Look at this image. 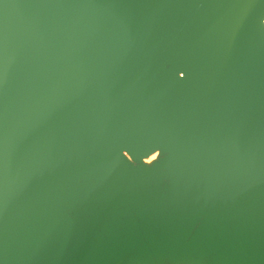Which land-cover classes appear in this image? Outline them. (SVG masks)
<instances>
[{
    "label": "water",
    "instance_id": "1",
    "mask_svg": "<svg viewBox=\"0 0 264 264\" xmlns=\"http://www.w3.org/2000/svg\"><path fill=\"white\" fill-rule=\"evenodd\" d=\"M263 21L0 0V264H264Z\"/></svg>",
    "mask_w": 264,
    "mask_h": 264
},
{
    "label": "bare ground",
    "instance_id": "2",
    "mask_svg": "<svg viewBox=\"0 0 264 264\" xmlns=\"http://www.w3.org/2000/svg\"><path fill=\"white\" fill-rule=\"evenodd\" d=\"M161 154V151L158 149V150H156L155 152H153L152 154H150V155H148V156H146V157H143L142 159H141V163L142 164H145V165H150L151 163H153L154 161H156L157 160V158H158V156ZM128 159H129V157L128 156H126ZM130 160V159H129ZM143 244V243H142ZM141 246V245H140ZM144 246H146V245H144ZM142 247H143V245H142ZM156 248L155 249H153V250H148V247L146 246V249H144V250H141V251H143V252H147V251H151V252H156ZM114 261H115V259L113 260V263L112 264H114ZM135 262V261H134ZM136 263V262H135ZM162 263V260H158V261H156V260H154V259H150V260H148V263L147 264H161ZM144 264H145V262H144Z\"/></svg>",
    "mask_w": 264,
    "mask_h": 264
},
{
    "label": "rangeland",
    "instance_id": "3",
    "mask_svg": "<svg viewBox=\"0 0 264 264\" xmlns=\"http://www.w3.org/2000/svg\"><path fill=\"white\" fill-rule=\"evenodd\" d=\"M142 245H143V247H142ZM144 245H146V246L148 247V250H153V249L156 248V247H154L153 245H150V244H141V246H140V250H144V249H146V246H144ZM156 249H157V248H156ZM160 251H161L160 249H157L156 252H154V253H156L157 256H158V253H161ZM156 254H155V255H156ZM116 259H117V258H116ZM154 260L158 261V260H162V258L158 257V258H155ZM135 262H136V263H135ZM135 262H134L133 259H127V260L124 261L123 264H144V262H145V264H147L146 261H142V262H141V261H139V262L135 261ZM114 264H120V262L117 261V260H115V261H114ZM161 264H193V263H186V262H168V261H163Z\"/></svg>",
    "mask_w": 264,
    "mask_h": 264
},
{
    "label": "built area",
    "instance_id": "4",
    "mask_svg": "<svg viewBox=\"0 0 264 264\" xmlns=\"http://www.w3.org/2000/svg\"><path fill=\"white\" fill-rule=\"evenodd\" d=\"M264 22V21H263Z\"/></svg>",
    "mask_w": 264,
    "mask_h": 264
}]
</instances>
